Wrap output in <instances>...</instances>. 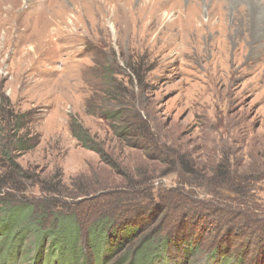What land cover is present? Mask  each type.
Listing matches in <instances>:
<instances>
[{
	"label": "rangeland",
	"instance_id": "rangeland-1",
	"mask_svg": "<svg viewBox=\"0 0 264 264\" xmlns=\"http://www.w3.org/2000/svg\"><path fill=\"white\" fill-rule=\"evenodd\" d=\"M131 67L137 70L133 79L128 77ZM106 76L115 81V98L107 93ZM5 98L9 109L25 115L24 129L38 140L16 159L32 173V180L15 174L27 187L21 195L40 200L44 194L35 180L57 185L61 179L63 194L77 193L64 198L85 228L106 209H117L122 216L130 213L128 203L105 198L107 193L132 198L129 206L143 205L146 213L158 212L176 190L204 204L203 199H211L208 174L163 172L167 165L155 162L136 135L120 140L113 127L118 124L91 112L102 106H144L145 114L150 112L163 131L174 133L176 143L185 145L184 153L195 152L193 163H205L197 153L203 155L222 134L237 137L243 154L236 156L253 163L250 155L256 156L264 145V0H0L3 106ZM73 119L90 131L101 149L115 155V167L121 170L72 135ZM126 168L134 174L136 188L120 185L128 182ZM101 183L111 189L104 191ZM146 186L148 196L142 197L140 187ZM127 191L134 196L124 194ZM254 196L264 204V182ZM189 210L197 209L165 210L158 216L187 215ZM209 215L196 230L190 228L204 249L187 258L180 244H172L171 258L223 264L209 256V246L223 236ZM187 224L191 226L189 220ZM251 237L246 233L241 238L250 242V248L242 249L248 261L253 253L264 252V244L256 246ZM24 243L19 255L28 261L38 255L37 248L32 238ZM88 253L94 264L97 256ZM53 257L60 262L59 255ZM257 261L264 264V256Z\"/></svg>",
	"mask_w": 264,
	"mask_h": 264
},
{
	"label": "trees",
	"instance_id": "trees-1",
	"mask_svg": "<svg viewBox=\"0 0 264 264\" xmlns=\"http://www.w3.org/2000/svg\"><path fill=\"white\" fill-rule=\"evenodd\" d=\"M132 70L133 73L129 72L128 75L131 79L137 73L134 68ZM105 78L106 85L110 86L107 93L115 98L114 96H117L115 81L108 76ZM4 102V106L0 104L2 118L0 120L2 174L0 175V195H2L0 198V259L3 257L5 264H91L88 252L92 251L97 256L94 264H189L190 261L184 262L185 258L182 261L171 258L169 248L172 244H180L187 258H192L204 249L205 245L197 243L194 233L190 232V228L194 230L198 228L201 218L209 215H205L204 211L210 213L208 220L211 224L218 223L216 224L217 232L221 231L223 234L221 238L213 241L212 246H209L211 247L209 256H214L216 260L219 258L223 264H249L250 262L258 264L257 257L264 256L263 251L253 253V260L248 261L242 249L250 248V242L246 243L247 241L244 242L242 241L244 239H241L247 233L252 237L255 236L252 242L256 246L264 244V204L254 196L255 191L261 188L264 182V145L256 156L250 155L254 162L246 164L245 159L241 160L243 155L236 156L239 152L243 154L239 147L240 140L237 137L222 134L214 139L216 141L214 145L207 146L204 151H201L203 155L197 153V156L205 158L206 161H202L205 163L195 161V164L193 163L195 152L184 153L185 145L176 143L174 133L163 131L158 119L150 112L145 114L148 111L146 107L133 106L132 110L126 107L114 109H108L107 106L94 107V112L91 114L96 113L111 120L113 124H118L113 127L120 140H124V137L129 135H136L144 151L154 156L155 162L167 165L166 168H161L163 172L167 170L181 173L182 171L188 173V176L208 174L207 176H210L212 180L206 192L211 199H203L201 203L204 204L194 203L195 200L193 201L192 197L176 190L175 192L182 197L174 192V195H171L172 198H168L157 207L158 212L150 210L146 213L143 205L129 206L132 198L125 199V196L121 198L120 194L107 193L105 198L115 197L121 202L128 203L127 206L132 207L130 213L122 216L117 213V209L108 211L106 209L100 216L97 215L91 220L85 228L78 213L64 198L75 197L77 193L71 190L63 194L65 187L63 190L60 189V186H64L61 179L57 185H54L50 181H41L37 178L35 183L39 184L44 194L40 200H32L20 194L27 187L24 186V181L17 180L15 174L19 173L24 180H32L30 179L32 173L22 168L16 159L32 150L38 140L34 138L31 131L24 129L25 115L9 109L8 98H5ZM124 104L129 103L124 102ZM124 115L128 119L127 117L124 119ZM70 129L72 135L85 148L97 152L102 161L121 170L115 167V155L101 149L102 144L97 143L90 131L79 121L73 119ZM124 174L128 182L120 185L127 189L136 188L137 182L133 183L134 174L127 168ZM194 182L184 181V184H195ZM101 185L104 191L111 189L107 184L101 183ZM140 188L142 197H147L148 186L144 189ZM132 192L127 191L124 194L134 196L135 193L132 194ZM161 207L162 210H160ZM190 207L197 210L193 212L189 210L187 215L181 213L178 215L179 218L176 215H170V218L166 215L158 216L165 210ZM183 218L187 219V222L190 221V227ZM239 229L242 231L239 232ZM30 238L33 239V246L37 248L35 253L38 255L34 254L31 260L26 261V257L22 259L19 254L24 251V242ZM46 251L47 254H45ZM105 254L108 255L106 258ZM46 255L50 256L46 257ZM54 255L60 256V262L58 260L56 262Z\"/></svg>",
	"mask_w": 264,
	"mask_h": 264
}]
</instances>
